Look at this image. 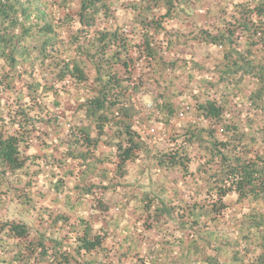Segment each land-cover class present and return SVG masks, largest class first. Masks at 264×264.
I'll return each instance as SVG.
<instances>
[{
    "label": "trees",
    "instance_id": "trees-1",
    "mask_svg": "<svg viewBox=\"0 0 264 264\" xmlns=\"http://www.w3.org/2000/svg\"><path fill=\"white\" fill-rule=\"evenodd\" d=\"M201 48L221 52L210 68ZM73 91L67 118L55 109ZM190 113L165 147L144 139ZM140 159L178 188L140 193ZM10 205L37 225L0 213V264H264V0H0ZM130 205L138 224L123 226Z\"/></svg>",
    "mask_w": 264,
    "mask_h": 264
},
{
    "label": "rangeland",
    "instance_id": "rangeland-1",
    "mask_svg": "<svg viewBox=\"0 0 264 264\" xmlns=\"http://www.w3.org/2000/svg\"><path fill=\"white\" fill-rule=\"evenodd\" d=\"M122 1V0H120ZM197 14H200L197 13ZM221 52L220 50L216 48H201L196 51L195 53V59L200 62L202 65H204L207 68L211 67V64L213 63L214 59L219 58ZM205 74V72H204ZM84 97L82 92H76L73 91L71 95H67L62 102L61 109H55V111H58L62 115H67V118H71V115L76 107L82 102L81 98ZM145 103H148L146 100ZM150 105L148 104V107ZM53 107V106H52ZM197 119L196 115L194 113L186 114L184 117H180L178 119H175L171 122V124L168 127L163 126L162 124L156 123L155 121H152L151 123H146L145 126L142 128V134L144 139L150 144V145H156L158 147H165L166 143L165 141L168 140L170 135L174 131H179L182 127L186 126L189 122H191L192 119ZM64 131L66 132L68 129L67 124H63ZM29 153H40L41 149L38 146H34L29 149ZM146 160L140 159L136 161L135 163L130 165L129 168V175H128V182L130 185L136 187L138 191L141 193L142 191L148 190L151 192L158 191L161 187L160 184L162 182H168L169 189H176L178 188V181L180 180V175L176 172L173 173H163V172H156L151 166L148 167L150 180L148 178H145V175L143 174V170L146 169ZM152 174V177H151ZM40 182V180H39ZM44 185V184H40ZM47 186H43L42 190L46 191ZM130 189H127V191ZM134 191V189H132ZM187 196V195H185ZM52 198V194H49L46 201L49 202V200ZM120 199V195L118 197ZM236 197L232 196L228 199V202L231 204V210L227 214V216L222 220L221 229L223 232H234L235 226H234V219L236 218L237 214L241 211L242 207L235 205ZM4 208V209H3ZM0 210V213L4 215H8V217H16L18 219L24 220L28 224L37 225L36 216H30L26 215L21 207H15L14 205H10L9 207H3ZM128 217H121L122 224L126 225L129 223L130 225L134 226L137 222V215L136 211L134 210V205H130V207L127 209ZM101 225V222L97 223V227ZM151 237H154V234L151 233ZM110 245L112 244V240L110 239L108 242ZM145 249V248H143ZM223 261L226 260L225 257L221 258Z\"/></svg>",
    "mask_w": 264,
    "mask_h": 264
},
{
    "label": "built area",
    "instance_id": "built-area-1",
    "mask_svg": "<svg viewBox=\"0 0 264 264\" xmlns=\"http://www.w3.org/2000/svg\"><path fill=\"white\" fill-rule=\"evenodd\" d=\"M186 109H187V110H190V109H189V106H187ZM198 120H199V119H198ZM191 121H192L193 123H196V122H197L196 119H194V118H193ZM199 122H202V120H199Z\"/></svg>",
    "mask_w": 264,
    "mask_h": 264
}]
</instances>
